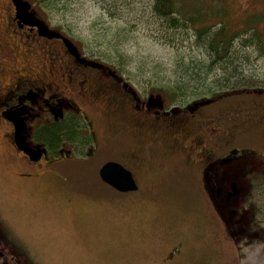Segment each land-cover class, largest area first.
Returning a JSON list of instances; mask_svg holds the SVG:
<instances>
[{
  "label": "rangeland",
  "instance_id": "obj_1",
  "mask_svg": "<svg viewBox=\"0 0 264 264\" xmlns=\"http://www.w3.org/2000/svg\"><path fill=\"white\" fill-rule=\"evenodd\" d=\"M152 2L49 0L43 10L36 8L84 54L111 65L141 94L179 88L174 106L215 91L264 89V52L258 49L264 46V0H222L230 9V31L238 35L223 61L209 56L207 37L170 29L169 19L153 14ZM249 17L257 19L260 46L244 25ZM217 20L205 23L210 35L219 28ZM0 164V228L8 251L24 255V264H264V194L253 192L247 202L263 235L233 246L208 198L191 191L186 170L175 160L163 186L150 194L97 190L89 187L98 186L93 177H49L29 191L8 176L2 152Z\"/></svg>",
  "mask_w": 264,
  "mask_h": 264
},
{
  "label": "flooded vegetation",
  "instance_id": "obj_2",
  "mask_svg": "<svg viewBox=\"0 0 264 264\" xmlns=\"http://www.w3.org/2000/svg\"><path fill=\"white\" fill-rule=\"evenodd\" d=\"M35 17L71 41L83 63L60 39L20 22L11 0L0 2V152L18 187L33 191L49 177H93L98 186L89 187L122 193L100 177L104 165L117 163L137 187L125 194H150L175 160L191 191L208 198L233 246L261 238L247 202L253 192L264 194V89L167 104L164 95L141 94L111 65L84 54L45 16ZM12 113L25 126L27 149L42 153L38 158L16 147ZM3 234L0 228V264H24Z\"/></svg>",
  "mask_w": 264,
  "mask_h": 264
},
{
  "label": "trees",
  "instance_id": "obj_3",
  "mask_svg": "<svg viewBox=\"0 0 264 264\" xmlns=\"http://www.w3.org/2000/svg\"><path fill=\"white\" fill-rule=\"evenodd\" d=\"M49 0H31V6L33 10L38 14L42 15L38 12L37 8L43 10V6ZM60 1V0H55ZM222 0H211L210 4H206L204 0H153L152 2V12L155 16L160 19L168 21L170 29L181 28L183 30H193L198 39L207 37L206 48L208 50V54L210 57L214 58L218 61L226 60L232 47L234 45L235 39L238 35L235 31L231 32L229 27V17L230 9H226L223 7ZM37 7V8H36ZM218 16V19L225 18L226 20H217V25L219 28L213 32L211 35L210 30L212 29L210 26H206L205 23L215 22L211 21V17ZM256 16V15H250ZM257 19L248 18L244 21V25L246 27H251L253 30L255 37L257 38V45L260 46L261 36L258 32H255L254 25L256 24ZM209 36V38H208ZM263 50L264 46L258 47V49ZM193 78L197 76V74L192 73ZM187 76V74H186ZM154 89V88H153ZM179 88L168 87L166 89H158L159 93L165 96L167 102H173L177 99L181 93ZM249 91L248 89H236L223 92V94H237ZM216 92V91H215ZM214 92V94H215ZM220 92H217L215 95H219ZM168 103V104H170Z\"/></svg>",
  "mask_w": 264,
  "mask_h": 264
},
{
  "label": "water",
  "instance_id": "obj_4",
  "mask_svg": "<svg viewBox=\"0 0 264 264\" xmlns=\"http://www.w3.org/2000/svg\"><path fill=\"white\" fill-rule=\"evenodd\" d=\"M11 3L15 10V16L20 22L28 26L36 27L41 36L60 39L69 53L83 63V60L79 59V53L71 41L63 37L57 31L50 30L44 21H40L35 17L37 13L32 9L29 0H11ZM125 86L127 87V85ZM133 95L135 96L134 91ZM13 114L14 113L7 115V118L14 124V142L16 147L31 159L38 158L42 153L27 149L24 137L25 126L17 118V115ZM100 177L104 183L110 185L118 192L125 193L137 189L131 173L117 163H107L104 165L100 169Z\"/></svg>",
  "mask_w": 264,
  "mask_h": 264
},
{
  "label": "bare ground",
  "instance_id": "obj_5",
  "mask_svg": "<svg viewBox=\"0 0 264 264\" xmlns=\"http://www.w3.org/2000/svg\"><path fill=\"white\" fill-rule=\"evenodd\" d=\"M77 41V40H76Z\"/></svg>",
  "mask_w": 264,
  "mask_h": 264
}]
</instances>
